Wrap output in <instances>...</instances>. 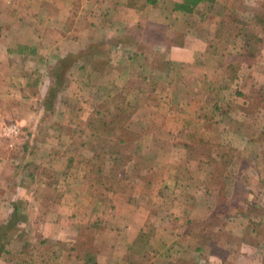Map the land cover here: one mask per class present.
I'll use <instances>...</instances> for the list:
<instances>
[{
	"label": "crops",
	"instance_id": "obj_1",
	"mask_svg": "<svg viewBox=\"0 0 264 264\" xmlns=\"http://www.w3.org/2000/svg\"><path fill=\"white\" fill-rule=\"evenodd\" d=\"M179 2L0 0V126L19 123L33 147L21 171L0 134V225L15 197L26 199L23 232L53 264H210L227 235L234 242L221 250L234 262L264 264V252L245 254L251 242L264 243L251 207L234 216L264 190V100L248 93L253 74L264 86V70L252 68L256 57L241 61L233 79L224 71L232 42L257 54L263 37L247 29L264 30V0H210L189 12L175 9ZM46 72L65 77L62 88L53 85L51 109L35 78ZM83 74L86 101L73 104L74 76ZM247 104L258 111L247 114ZM190 106L197 132L188 141ZM249 116L255 128L244 133L233 120ZM219 187L228 215L214 210ZM238 187L245 197L233 203ZM177 209L181 238L171 234L176 245H162L157 238ZM0 264L28 263L2 252Z\"/></svg>",
	"mask_w": 264,
	"mask_h": 264
},
{
	"label": "trees",
	"instance_id": "obj_2",
	"mask_svg": "<svg viewBox=\"0 0 264 264\" xmlns=\"http://www.w3.org/2000/svg\"><path fill=\"white\" fill-rule=\"evenodd\" d=\"M204 1H210V0H181V2L179 3H174V7L175 9H179L184 12H189V11L195 10L197 8L196 7L197 4L200 2L202 3ZM244 36H245V33H242V37ZM240 39L242 40L243 44H246L244 41V38L243 39L240 38ZM237 46H238L237 41H234L227 47L228 49H226L227 50L226 52L230 58L228 60V63L226 64L224 71H226L225 74L230 79H233L236 76L237 69L241 61L251 62L254 60V57L252 54L250 53L242 54L241 52H239L243 48V46L241 47V49H238ZM239 46H241V43H239ZM34 59L38 60L39 58L35 57ZM120 66L122 69L123 68L125 69L124 65H120ZM46 76L48 75L45 74L43 78ZM35 78L38 79V81H40V78L43 79L41 77V74L39 73L36 75ZM87 88H88L87 85H84L82 87V90L84 94L86 95L88 94ZM82 90L79 91L81 95H82ZM47 93H45L46 95L42 97L43 99L42 101H40V103L42 104V107L51 109L53 108V104L55 100L53 95L58 94V93H56V90L54 89ZM129 98L134 99L135 101H138L137 103H139L140 101V98L137 95L136 97L134 96V92L131 93V96H129ZM148 110H151V109H148ZM156 110L157 109L153 110V113L156 114L157 113ZM212 110L214 112L213 114L218 115V110L215 105H213ZM246 113L249 114L250 112L246 111ZM251 122L252 121H250V123ZM27 141H28V138H27ZM198 142L200 143L201 141H198ZM16 145L18 146L17 147L18 149L16 148L14 151H17L18 155L15 156L16 158L14 159L15 160L14 162H15V165L18 168H20L22 171L23 169L26 168V156H27L26 154L31 153L33 151V147H31L30 143H27V142H24L23 144L17 143ZM23 176L25 178H29L28 180L29 182H27V184L28 183L31 184V182H33V178L31 175L23 174ZM223 193H224L223 189L220 187L218 188L217 191H215V194L213 195V200L215 203L214 210H221L223 214L228 215V209L227 208L224 209L221 207L222 201H223L222 200ZM12 206H13V209L10 214V217L3 219L0 225V254L2 252H7V253L12 252L17 255V259L19 261L27 262L28 264H43L41 262H44V264H53V261L49 259L48 256H38L34 253L37 242H31L30 240H28L26 234H24L23 232V230L25 229H24V226L21 224L26 222V218L29 216V213L27 212V208H28L27 200L21 197H15V199L12 201ZM246 206L251 207L252 209L249 220L253 221L254 223H256V221L264 220V190L260 188L258 189L255 195L248 197L246 201L241 205L240 207L241 209L234 212L235 213L234 216L243 218L242 210ZM253 244L254 243L251 242V244L248 245L249 248H252L253 253L252 252L250 253V251H247L245 252V254L246 256H248V258L252 260H256L258 258L260 259L264 252V243L259 242L257 246L255 247V249H253Z\"/></svg>",
	"mask_w": 264,
	"mask_h": 264
},
{
	"label": "rangeland",
	"instance_id": "obj_3",
	"mask_svg": "<svg viewBox=\"0 0 264 264\" xmlns=\"http://www.w3.org/2000/svg\"><path fill=\"white\" fill-rule=\"evenodd\" d=\"M263 18H264V11H263ZM263 28H262V25L261 24H257V25H255L254 26V28H248L247 29V31L249 32V34L251 35V34H254V32L256 31V33L257 34H259L260 35V37H263L262 38V41H260V43H255L254 44V46L252 47V49L255 51V52H257V54L255 53L254 55H253V57H254V60L256 59V57H257V60H255L256 61V63H254L253 64V66H252V68L254 69V67H256V66H258V67H263V70H264V30H262ZM239 38V37H238ZM239 43H240V40L238 39V41H237V45H239ZM238 47V49H240V47L239 46H237ZM262 70V69H261ZM242 71H245V68L242 70ZM246 72V71H245ZM46 75H48V76H46V77H42L43 79V82L41 81V83H42V86H41V91H40V93H42V95H44L45 93H47V92H50L51 90H52V88H53V85L55 84V83H58V84H60L61 83V85H60V87L62 88V82H64L65 81V77H54V75L53 74H51V73H47L46 72ZM74 77H77V81L79 82V84L78 85H74L73 86V92H72V95L74 96V98H75V100H73V99H71V101H73V104H74V101L76 102V104L77 105H81V103L85 100L86 101V94H84V92H83V90H82V95L84 94V95H86L85 96V98L83 99L82 97V95L79 93V91H80V88L81 87H83L85 84H86V81H87V75L86 74H83L82 76H77V75H75ZM69 78V76L68 77H66V79L68 80V81H70V78ZM255 78L256 77H254V74H253V77H252V81H251V83L254 85V86H251L250 88L251 89H249V91H248V93H249V95L251 96V97H253V99L254 98H258V100H256L255 102L256 103H258L259 104V102L261 101V100H264V86L263 85H259V83L258 84H254V82H256L255 81ZM193 80L191 79V82H192ZM249 81V80H248ZM197 82V81H196ZM175 88H174V90H173V94L174 93H176L177 92V85H175L174 86ZM61 93L63 94V95H65V94H67V91H65L64 89H63V91H61L60 93H59V95H61ZM172 94V95H173ZM41 95V96H42ZM47 95H48V93H47ZM76 95V96H75ZM57 96V95H56ZM82 96V97H81ZM155 97V95H151V97ZM177 95L175 94L174 95V97H176ZM243 96H245V94L243 93ZM72 97V96H71ZM80 97V98H79ZM150 97V99H152ZM158 97V96H157ZM149 98V97H148ZM59 99V98H58ZM172 99V98H171ZM86 104V103H85ZM42 105V104H41ZM68 106V104L66 105V106H64L63 108H65L66 109V111L69 109L70 110V113H76L75 112V107L73 108V107H69V108H66ZM75 106V105H74ZM54 109H55V107H54ZM58 107L55 109L56 111H58ZM187 109V108H186ZM185 109V117L186 118H189V120H191L188 124L186 123V126L187 127H189L190 128V131L188 132V133H185V134H183L186 138H187V140L188 141H190V140H193L194 138H196V136H194V135H196V128H197V123H196V121L195 122H193V120H192V113H191V110H192V107L190 106V108L188 109V110H186ZM43 110V108L41 109V111ZM85 110V109H84ZM84 110H81V111H78L80 114L81 113H84ZM256 110V108H255V106L253 107V106H250V105H248L247 104V107H246V111L247 112H250L249 114H251L252 112H254ZM256 111H258V110H256ZM189 112V114H187ZM56 115V114H55ZM183 115V114H182ZM64 117V116H63ZM192 117V118H191ZM55 118H57V116L55 117ZM248 118V117H247ZM253 117H251V116H249V119L244 123V124H240L238 121H236V119H234L233 120V122L235 123V125L236 124H239L240 125V127L238 128L239 130H245V132L244 133H246V132H248L249 130H251V131H254V124H252V123H250V121H251V119H252ZM15 122V121H14ZM14 122H10V123H5V124H3V125H1L0 126V134H1V136H2V132H3V127L4 126H7V125H9V124H11V123H14ZM15 123H17V122H15ZM19 124V123H18ZM20 125V124H19ZM22 126V125H21ZM237 126V125H236ZM24 128V127H23ZM4 138V137H3ZM27 138H28V131H26L25 129H23V133L21 134V136H20V138H16L15 139V143L17 144V143H24V142H27V143H30L29 141H27ZM7 142V141H6ZM147 142V141H146ZM15 144V146L14 147H8L7 146V148L9 149V150H15L18 146ZM18 149V148H17ZM240 186H242V184H240ZM244 193V191H242V187H238V190L236 189L235 191H234V194L232 195V197H231V200H232V202L233 203H239L240 201H242V199L245 197V194H243ZM227 202V200L225 199V203ZM180 213H181V211L179 210V209H177L176 211H173L172 212V214H173V217H171V219H168L169 221H168V223H167V229H166V231L165 232H162V233H160V237H158L157 239L160 241V243L162 244V245H165L166 246V244H170V243H173L174 245H176V243H177V239H174V236L173 235H176V236H178V238L180 239L181 238V236L180 235H182L181 233H182V230H184V229H182L183 228V226H182V224L180 223V218H178V216L180 215ZM170 220H172V221H170ZM254 226H256V224L254 225ZM166 228V227H165ZM178 228H179V230L181 231L179 234H175V232H176V229L178 230ZM244 228H246V229H248L249 230V227L248 226H244ZM257 228H258V230H260V232L261 231H264V221L262 220H260V221H258V224H257ZM230 231V230H229ZM234 231V230H233ZM233 231H232V235H234L233 234ZM227 232V231H226ZM229 233V232H228ZM231 233V232H230ZM171 234H173V235H171ZM168 235H169V237H168ZM229 235H227V236H224V237H221V244H222V246H216V248L215 249H213L212 250V252L214 253L213 255H214V257H213V255L211 254L210 256L212 257V261L211 262H207V263H210V264H248V263H246V262H244V261H235L234 262V256H233V253H232V251H229L228 253H223V251L221 250V247H223V242L224 243H228V242H230V243H232V242H234V239H233V236H229ZM252 237H253V234L252 235H249V238L250 239H252ZM248 238V239H249ZM254 238V237H253ZM256 238L257 237H255L254 238V240L253 241H255L256 240ZM159 241H157V242H159ZM177 251V250H176ZM176 251L174 252V254L176 253ZM225 252H227V250L225 249ZM227 257V258H226ZM209 258V257H208ZM204 259H206V258H204L203 257V260H202V262L204 263L205 262V260ZM233 259V260H232ZM254 264H263V263H261V261L259 260V262H255Z\"/></svg>",
	"mask_w": 264,
	"mask_h": 264
},
{
	"label": "built area",
	"instance_id": "obj_4",
	"mask_svg": "<svg viewBox=\"0 0 264 264\" xmlns=\"http://www.w3.org/2000/svg\"><path fill=\"white\" fill-rule=\"evenodd\" d=\"M23 129L24 128L21 125L15 122L3 127L2 136L7 141L8 147L12 148L15 146V139L20 138Z\"/></svg>",
	"mask_w": 264,
	"mask_h": 264
}]
</instances>
